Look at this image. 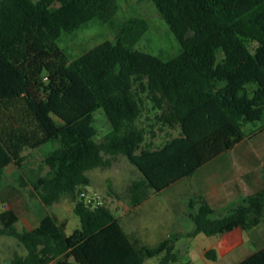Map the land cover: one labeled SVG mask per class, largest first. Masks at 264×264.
I'll list each match as a JSON object with an SVG mask.
<instances>
[{
    "label": "trees",
    "instance_id": "1",
    "mask_svg": "<svg viewBox=\"0 0 264 264\" xmlns=\"http://www.w3.org/2000/svg\"><path fill=\"white\" fill-rule=\"evenodd\" d=\"M152 1L181 44L169 60L135 47L147 30L139 18L124 22L115 40L68 57L58 44L62 33L94 18L111 25L117 0H0V180L8 165L23 167L25 150L58 141L44 160L47 173L33 180V193L45 208L69 196L80 220L69 234V221L47 211L33 229H20L14 207L0 211V235L15 237L27 250L16 253L13 264L177 261L179 234L145 245L111 207L86 201L88 171L109 166L107 155L123 154L144 178L135 187L159 193L241 142L245 123L264 128V0ZM247 39L258 43L254 50ZM98 109L111 125L101 141ZM155 125L179 134L155 146L147 140ZM262 181L261 189L219 217L198 196L194 233L242 227L259 246L264 164ZM206 256L217 258L214 249ZM237 264H264V246Z\"/></svg>",
    "mask_w": 264,
    "mask_h": 264
},
{
    "label": "rangeland",
    "instance_id": "2",
    "mask_svg": "<svg viewBox=\"0 0 264 264\" xmlns=\"http://www.w3.org/2000/svg\"><path fill=\"white\" fill-rule=\"evenodd\" d=\"M117 3L119 11L111 25L109 22L105 23L94 18L75 32L62 33L58 44L70 59L80 56L105 40H115L122 24L132 18H139L147 24L146 32L135 43L137 49L153 53L164 60H169L180 54V42L152 0H117ZM246 43L251 50H254L258 45L256 41L249 39L246 40ZM254 88V85L249 86L250 91ZM94 119V125L98 131L97 139L101 141L110 131L111 125L102 109L94 112ZM255 124V122L245 123L243 127L245 133L249 132ZM153 130V134L147 135V140H153L155 146H160L179 134L178 129L172 130L160 125H155ZM59 145L58 141H50L37 149H27L23 152L25 156L23 167L19 168L10 164L5 169L3 178L0 180V211L14 207L19 213L18 227L20 229L34 228L47 211L69 221L67 226L69 234L80 226L79 217L73 213V201L69 196H63L53 206L45 208L39 197L35 192L33 193V180L37 175L47 173L49 167L44 160ZM106 157L111 161L109 166L88 171L91 184L86 193L97 196L118 215L123 211L124 205L130 197L135 194L136 189L133 181L140 178L141 173L123 154L107 155ZM25 182L27 185H24ZM129 220L122 219V225L127 224ZM126 226L129 227L128 224ZM150 242L156 243L154 240ZM204 246L205 244L189 238L181 239L175 248L177 261L171 264L186 262L222 264L202 257L201 251ZM16 253L25 255L27 250L15 237L0 235V264H13ZM234 259H240V257L234 256ZM143 264H161V259L160 257L148 258Z\"/></svg>",
    "mask_w": 264,
    "mask_h": 264
},
{
    "label": "crops",
    "instance_id": "3",
    "mask_svg": "<svg viewBox=\"0 0 264 264\" xmlns=\"http://www.w3.org/2000/svg\"><path fill=\"white\" fill-rule=\"evenodd\" d=\"M260 126L261 123H256L232 149L159 193L146 186L135 187L136 192L126 202L123 211L118 215L115 213L121 223L122 219H130L127 222L129 227L124 224L127 233L149 246H156L170 235L179 234L178 241L189 238L205 244L202 257L222 264H237L263 247L264 221L257 226V246L242 227L219 235L194 233L196 224L192 218L198 209V204H195L198 196H203L213 209V216L219 217L244 197L262 188L264 128ZM143 181L140 174V178L133 183ZM152 240L156 243H151ZM210 249L215 250L216 260L206 256ZM234 256L240 259H234ZM53 262L57 264L55 260L49 264Z\"/></svg>",
    "mask_w": 264,
    "mask_h": 264
},
{
    "label": "built area",
    "instance_id": "4",
    "mask_svg": "<svg viewBox=\"0 0 264 264\" xmlns=\"http://www.w3.org/2000/svg\"><path fill=\"white\" fill-rule=\"evenodd\" d=\"M82 196L86 199V201L88 203H92L93 205L103 204L102 200L99 199L97 196L89 195L86 192H82ZM184 264H191V263L190 262H186Z\"/></svg>",
    "mask_w": 264,
    "mask_h": 264
}]
</instances>
